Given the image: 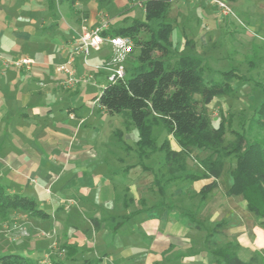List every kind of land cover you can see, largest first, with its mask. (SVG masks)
<instances>
[{
  "label": "crops",
  "instance_id": "1",
  "mask_svg": "<svg viewBox=\"0 0 264 264\" xmlns=\"http://www.w3.org/2000/svg\"><path fill=\"white\" fill-rule=\"evenodd\" d=\"M191 5L188 0L186 6ZM62 7L57 0H0V55L35 62L28 71L11 69L0 75V176L11 183L24 181L21 193L37 188L44 192L42 203L51 206V217L32 228L45 233L56 230L55 243L71 256L65 262L183 264L182 256H188L186 251L191 249V263L216 264L205 246L208 229L202 224L198 229L185 213L201 217L217 194L226 197L231 174L226 189L218 180L219 187L205 200L201 190L213 179L186 181L180 178L185 171L163 181L154 176L157 188L150 191L154 195L150 199L145 188L140 191L149 167L139 154H126L139 159L126 163L114 154L92 151L89 135L91 130L98 133V109L107 111L97 97L81 88L87 83H80V88L70 86L68 75L58 68L68 63L71 46L80 42L82 33L96 29L92 27L94 15L78 21L75 35L63 42L55 34ZM104 48L111 55L110 46ZM84 63L68 68L76 71L75 77L85 78L90 67ZM91 125L95 127L89 129ZM84 150L91 151L81 154ZM43 184L59 187L51 195ZM242 206L247 208V203ZM38 242L48 246L46 240Z\"/></svg>",
  "mask_w": 264,
  "mask_h": 264
},
{
  "label": "rangeland",
  "instance_id": "2",
  "mask_svg": "<svg viewBox=\"0 0 264 264\" xmlns=\"http://www.w3.org/2000/svg\"><path fill=\"white\" fill-rule=\"evenodd\" d=\"M189 2L192 4L190 7L186 6L188 0L173 2L166 17L151 21V28L157 30L161 23L173 25L172 62H175L182 54L200 57L204 60L205 78L213 82H222L225 73L235 74L233 89L228 94L218 96L213 100L208 108L209 117L215 128L221 127L224 130L226 143L234 140L233 132H239L245 135L249 143L259 142L264 145V129L255 122L257 111L264 102V0H237L236 2L230 0H189ZM202 3L205 5L203 7L207 8L206 10L202 8ZM222 3L227 7V13H224V10L220 8ZM96 4V0H74L73 3L64 4L62 18L59 17V24L56 25L55 32L60 36V40L64 42L71 35H75L79 28L77 22L82 23L87 18V14L94 15L95 23L92 27L96 28L85 32L89 34L101 29L107 23L108 29H115L129 27L136 20L146 21L142 0H114L111 7L103 11L105 13L101 14L102 17L97 15L99 9ZM95 6L97 9H94ZM79 43L71 46L72 52ZM109 54L110 49L104 48L100 52L92 51L87 57L84 54L75 55L72 68L84 66V62L91 68L85 76L88 79V85L82 87V84H77L76 88L81 86V88L87 89L92 98L102 94L108 85L109 73L105 69L98 70L100 69L98 66L104 64V59L109 57ZM0 57L7 60H18L2 55ZM11 69L29 70L26 68L17 69L11 64L0 63V75ZM76 78L83 79L79 75ZM97 120L98 133L91 130L92 134L89 135L92 151L97 154H114V157L116 156L126 163H137L139 159L135 155H131V157L126 155L143 154L142 147L138 143L139 132L137 129L134 126H130L128 129L123 116L105 114L99 109ZM93 127L95 125H91L89 129H93ZM153 130L156 145L161 146L168 141L170 148L165 152L155 149L153 151L151 148L144 150L149 154H154L149 158L150 160L139 157L147 165V168L149 167L142 183L140 182L142 184L140 191L145 188L143 191L147 198L153 199L154 195L150 191L157 188L156 183L153 182L154 176L158 180L162 177L161 181H163L170 179L178 171L202 172V162L207 158H211L212 161L219 157L224 168L223 175L219 180L222 189H226V184L229 182L230 174L236 164L234 155H229L230 153L224 151L217 152L198 148L181 150L161 124L153 126ZM90 151L84 150L81 154H87ZM168 153L181 155L167 158L166 154ZM120 163L122 162H119V165ZM113 167L116 170L118 164ZM22 182L24 181L7 182L3 175L0 176V184L7 189L11 187L18 193H21ZM43 187L46 188L45 191L48 194L54 195L59 186L52 185L47 188V185H44ZM41 191L37 188V190H28L21 194L29 197L34 195L41 209L51 213V206L42 203L45 195ZM92 201L95 200L91 199ZM244 202L246 200L243 197L235 200L217 194L216 198L203 208L201 217L192 215L194 212L189 213L208 231L214 229L215 224L225 221L221 227H218L217 240L222 244L233 241L239 243L240 241L241 244H239L242 248L239 256L243 261H248L254 254L260 255L264 261V228L260 226L259 220L254 214L242 206ZM71 208L73 212L77 211L76 205ZM233 210L235 212H232ZM43 222L46 220L33 218L20 211L10 213L7 217L0 215V257L20 255L31 258L35 262L41 261L40 264H53V261L56 260L68 261L71 256H67L68 252L59 248L55 243L57 242L54 237L57 233L56 230L52 229L45 233L41 228L38 229L39 232L32 228L36 224L40 227ZM38 240H46L50 250L48 246H42L43 242L39 244ZM34 244H38L37 248ZM39 246L41 247L37 250ZM191 251V249L186 251L188 256H182L183 264H190L193 260ZM65 264L74 263L69 261Z\"/></svg>",
  "mask_w": 264,
  "mask_h": 264
},
{
  "label": "trees",
  "instance_id": "3",
  "mask_svg": "<svg viewBox=\"0 0 264 264\" xmlns=\"http://www.w3.org/2000/svg\"><path fill=\"white\" fill-rule=\"evenodd\" d=\"M175 1L142 0L145 22L136 20L129 27L111 28L101 33L105 38H129L134 49L125 65L126 77L114 83L108 82L96 101L109 115L123 116L128 129L130 126L137 129L138 143L143 150V154H139L141 158L149 159L154 155L145 152L146 149L159 152L169 150L168 141L161 146L155 143L153 126L159 124L181 150L198 148L234 155L236 164L231 172L233 181L225 191V196L243 197L247 202V210L254 214L264 228V145L259 142L249 143L245 135L239 132H233L234 140L226 143L224 130L213 126L208 113V108L216 97L228 94L233 89L235 74L225 73L222 82H213L205 78L204 60L200 57L182 54L172 62L173 25L161 23L157 30L150 26L151 21L166 17ZM73 2L74 0H57L59 5ZM113 2L114 0H96L99 11L108 9ZM256 115L255 122L264 129V102ZM179 155L181 154L168 153L166 157ZM202 167L201 173H185L180 178L186 181L213 179V182L201 190L200 194L205 200L219 187L218 180L222 177L224 168L219 157L212 161L207 158L202 162ZM17 211L41 220L51 217L33 197L11 192L0 184V215L7 217ZM185 214L201 229V222L190 213ZM224 222L215 224V228L208 231L206 236L205 246L213 262L264 264L258 254L243 261L239 256L242 248L239 243L233 241L222 244L216 240L219 235L218 227ZM0 264L40 263L20 255H5L0 257ZM53 264L65 263L54 261Z\"/></svg>",
  "mask_w": 264,
  "mask_h": 264
},
{
  "label": "built area",
  "instance_id": "4",
  "mask_svg": "<svg viewBox=\"0 0 264 264\" xmlns=\"http://www.w3.org/2000/svg\"><path fill=\"white\" fill-rule=\"evenodd\" d=\"M220 8L224 10V13H227V7L222 3ZM108 23L105 24L101 29H97L92 34L85 33L80 37V43L77 45L73 52L69 56L68 63L60 66L58 71L64 72L68 75V84L73 86L80 83H88V79H77L74 74V70L68 68L69 65H72L75 59L76 54H84L85 57L89 56L92 51L100 52L105 45L110 46L111 55L108 60L104 62L102 66H98V70H107L109 73L108 82L114 83L118 80H122L126 77L125 65L128 57L133 52V43L129 38L125 37H103L101 33L108 30ZM80 49V50H79ZM79 51V52H76ZM0 63L13 65L17 69L26 68L29 69L35 62L30 58H21L18 60H7L0 57ZM102 68V69H101Z\"/></svg>",
  "mask_w": 264,
  "mask_h": 264
}]
</instances>
